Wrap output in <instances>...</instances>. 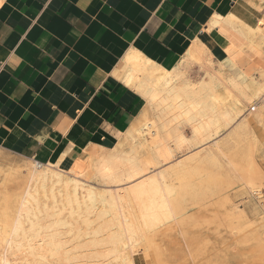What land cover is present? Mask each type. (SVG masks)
I'll use <instances>...</instances> for the list:
<instances>
[{"label":"bare ground","instance_id":"1","mask_svg":"<svg viewBox=\"0 0 264 264\" xmlns=\"http://www.w3.org/2000/svg\"><path fill=\"white\" fill-rule=\"evenodd\" d=\"M262 20L215 12L171 69L130 52L122 79L145 107L114 146L7 164L0 152V264H196L203 224L246 242L250 220L233 193L264 189Z\"/></svg>","mask_w":264,"mask_h":264},{"label":"crops","instance_id":"2","mask_svg":"<svg viewBox=\"0 0 264 264\" xmlns=\"http://www.w3.org/2000/svg\"><path fill=\"white\" fill-rule=\"evenodd\" d=\"M255 3L0 0V146L38 159L114 146L145 107L122 79L126 56L171 69L215 12L256 22Z\"/></svg>","mask_w":264,"mask_h":264},{"label":"rangeland","instance_id":"3","mask_svg":"<svg viewBox=\"0 0 264 264\" xmlns=\"http://www.w3.org/2000/svg\"><path fill=\"white\" fill-rule=\"evenodd\" d=\"M215 57L224 63L228 62V60H229V58L226 55H224L222 52H221V54H216V52H215ZM247 65H249V64L246 61V65L243 64V68H245V66H247ZM220 94H221L222 98H224V99L226 98V94L224 93V90H221ZM225 102L227 104L231 103V101L227 98H226ZM254 107H256V106H254ZM255 132H256V135L258 137V142H260L259 143L260 152H259L258 161H259V165L262 169V172L264 173V152H261V151H264V130L261 128L255 127ZM0 152L4 156L3 159H4V163H6V164L10 163V162H19V161H22L24 159V157H22L20 155V153L14 152V151L9 150L7 148H0ZM233 195H234L233 196V202L237 203L238 205H242V208L246 211L248 218L250 220L249 226L246 225L247 226L246 227V242L241 241L240 243L236 244L234 241H232L229 238V235L226 233V231L224 232L225 227L224 228L221 227V230H220V229H218V227L220 228V226H218V225L211 224V225H213L211 227L210 225L203 224L201 228H203V227L204 228L200 230V232H204L203 236H202V238H203L202 242L203 243H201V245L203 248V253L205 251L204 248H206L207 251H205L206 253H204L201 256L202 258L201 257L199 258V261H197L196 264H198V263L199 264H213V263L214 264H228V260L229 261L233 260L231 262H233L232 264H235L237 261H235V259H232V255L234 256L237 252H243L244 253L243 258L246 259V264H264V216L261 214L262 211L260 208V199L257 198V197H260L261 199H264V189H262L261 196H257V197L249 196V195L244 193V190L238 189V188H235ZM246 197H247V199H246ZM207 226L209 229L207 228ZM205 229H207V231ZM222 229H224V230H222ZM214 230H216V231L219 230V231H218V233H216V232L214 233ZM210 231H211V233H210ZM216 236H220L221 238L216 237ZM209 240L212 242V244H211V242L210 243L206 242ZM204 242L206 243V245H204ZM223 242H224V244H222ZM207 243H209L211 245L209 248L206 247V246H209V244H207ZM223 245L225 246V249H224ZM231 248H233L234 250ZM215 249L218 251V254L220 256L217 254ZM223 249L225 251L224 253H223ZM226 249H227V252H226ZM219 250H220V253H219ZM206 254H207V256H206ZM222 254H224V255H222ZM226 255H228V256H226ZM230 255H231V259H230ZM224 256H226L225 259L223 258ZM206 257H207V260L205 259ZM227 257H229V258H227ZM201 259H203V260H201ZM208 260H210V261H208ZM205 261H207V262L205 263ZM169 264H174V263L171 262Z\"/></svg>","mask_w":264,"mask_h":264},{"label":"snow or ice","instance_id":"4","mask_svg":"<svg viewBox=\"0 0 264 264\" xmlns=\"http://www.w3.org/2000/svg\"><path fill=\"white\" fill-rule=\"evenodd\" d=\"M264 15V13H262ZM261 24H264V20L261 21ZM261 103H264V98H261Z\"/></svg>","mask_w":264,"mask_h":264}]
</instances>
